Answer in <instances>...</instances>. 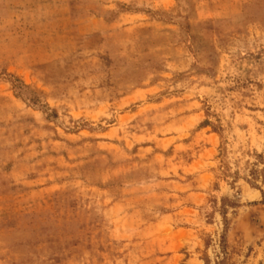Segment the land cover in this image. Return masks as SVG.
<instances>
[{
  "label": "rangeland",
  "instance_id": "1",
  "mask_svg": "<svg viewBox=\"0 0 264 264\" xmlns=\"http://www.w3.org/2000/svg\"><path fill=\"white\" fill-rule=\"evenodd\" d=\"M40 3L0 0V264H264V0Z\"/></svg>",
  "mask_w": 264,
  "mask_h": 264
},
{
  "label": "crops",
  "instance_id": "2",
  "mask_svg": "<svg viewBox=\"0 0 264 264\" xmlns=\"http://www.w3.org/2000/svg\"><path fill=\"white\" fill-rule=\"evenodd\" d=\"M40 4H45L46 14L50 13L51 20L46 21L42 24L44 31L50 30L53 34H63L64 32H70L71 38L76 37L78 34H91L101 32L100 28L105 27L106 32L111 30H119L122 27V23H126L124 19L126 17H133L126 13L118 12L110 20L107 18V11L114 6L113 0H107L106 3L99 1L85 2L80 0V5H77L73 0H37ZM122 1V0H115ZM85 2V3H84ZM94 10L87 8V13H83L82 7L84 4H89ZM80 6V7H77ZM49 11V12H48ZM83 13L79 17L73 14ZM47 16V15H46ZM132 22V19L128 20L127 23ZM74 32V33H73ZM74 34V35H71ZM50 60V59H49Z\"/></svg>",
  "mask_w": 264,
  "mask_h": 264
},
{
  "label": "trees",
  "instance_id": "3",
  "mask_svg": "<svg viewBox=\"0 0 264 264\" xmlns=\"http://www.w3.org/2000/svg\"><path fill=\"white\" fill-rule=\"evenodd\" d=\"M218 264H221V263H218Z\"/></svg>",
  "mask_w": 264,
  "mask_h": 264
}]
</instances>
